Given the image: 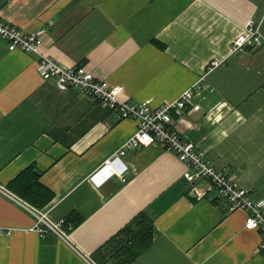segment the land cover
Returning <instances> with one entry per match:
<instances>
[{
  "label": "crops",
  "instance_id": "crops-1",
  "mask_svg": "<svg viewBox=\"0 0 264 264\" xmlns=\"http://www.w3.org/2000/svg\"><path fill=\"white\" fill-rule=\"evenodd\" d=\"M0 19L24 32L47 28L45 55L86 65L134 102H171L200 82L202 108L174 117L179 134L264 200V44L231 53L250 21L264 40V0H0ZM37 60L0 38V186L15 194L9 182L34 165L55 194L39 210L52 223L72 213L82 221L64 227L68 240L43 238L30 231L35 218L0 192V228L11 232L0 231V264H117L102 251L141 212L154 222V240L130 264H264L246 213L212 193L198 199L174 152L132 150L114 164L127 181L115 176L96 188L89 177L137 123L43 80ZM213 60L221 64L211 69Z\"/></svg>",
  "mask_w": 264,
  "mask_h": 264
},
{
  "label": "built area",
  "instance_id": "built-area-1",
  "mask_svg": "<svg viewBox=\"0 0 264 264\" xmlns=\"http://www.w3.org/2000/svg\"><path fill=\"white\" fill-rule=\"evenodd\" d=\"M47 33V28L24 32L0 19V38L7 42L8 50L37 56L36 69L43 80L54 81L60 90L78 89L84 96L115 110L121 120H135L137 123L136 132L123 144L113 160L107 161L95 170L89 181L96 188L105 185L115 176L126 182L127 169L119 170L114 164L132 150L158 145L174 152L186 165L184 178L190 183L192 193L198 199H204L212 193L215 198L228 201L232 212L246 213L245 228L260 232L262 236L260 249L264 250V200L253 199L248 190L229 178L224 170L217 168L205 154L197 151L194 143L184 140L175 126V116H183L188 110L195 112L201 110V105L196 103V90L200 88V82L171 102L156 106L149 101L134 102L122 97L123 86L111 85L107 80L98 78L86 65L64 67L45 55L42 47ZM263 44L264 40L259 30L255 23L250 21L245 27V33L233 41L231 53H245L249 51L248 48L256 49ZM220 64V61L213 60L210 68L218 67ZM0 192L21 204L35 218V225L30 231L36 232L43 238L48 233L54 232L68 240L64 220L52 223L46 212L18 198L6 188L0 186ZM0 231L9 235L11 233L2 228Z\"/></svg>",
  "mask_w": 264,
  "mask_h": 264
},
{
  "label": "trees",
  "instance_id": "trees-1",
  "mask_svg": "<svg viewBox=\"0 0 264 264\" xmlns=\"http://www.w3.org/2000/svg\"><path fill=\"white\" fill-rule=\"evenodd\" d=\"M40 179L41 172L36 170V166L31 165L9 182L8 189L35 208L43 209L55 198V194L44 186ZM81 221V217L72 213L65 220L64 227L73 229ZM153 240L154 222L145 212H141L105 246L102 252L107 254L110 251L112 256L118 258L117 264H130L152 246Z\"/></svg>",
  "mask_w": 264,
  "mask_h": 264
}]
</instances>
